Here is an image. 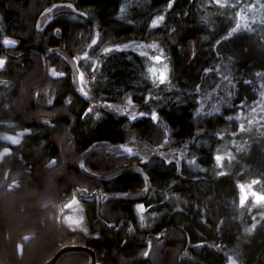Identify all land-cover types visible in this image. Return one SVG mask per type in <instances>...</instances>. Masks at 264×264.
Masks as SVG:
<instances>
[{"label":"trees","instance_id":"obj_1","mask_svg":"<svg viewBox=\"0 0 264 264\" xmlns=\"http://www.w3.org/2000/svg\"><path fill=\"white\" fill-rule=\"evenodd\" d=\"M129 43H155L147 53L166 77L146 54L104 51ZM60 50L87 76L86 95ZM0 59V136L29 131L0 138V264H46L68 246L96 264H264V118L249 120L264 91V0H0ZM124 99L145 115L88 114ZM167 131L172 157L159 152ZM100 143L134 150L80 163ZM223 148L231 159L218 165ZM124 167L139 171L100 179ZM248 185L256 207L240 202ZM72 196L82 229L64 222ZM90 261L76 252L57 264Z\"/></svg>","mask_w":264,"mask_h":264},{"label":"rangeland","instance_id":"obj_2","mask_svg":"<svg viewBox=\"0 0 264 264\" xmlns=\"http://www.w3.org/2000/svg\"><path fill=\"white\" fill-rule=\"evenodd\" d=\"M112 50H117V49H133L139 53H144L147 55V57L150 59L151 64H152V68L151 71L153 72L154 76H156L157 79L162 80L166 77V66L164 63V61H161L160 57L157 55H152L151 53H147L150 50H153L155 53H157L156 49H152L146 45H140V44H135V43H129L123 46H119V47H113L110 48ZM4 60V59H3ZM4 68V65L2 67H0V70H2ZM53 71H55L56 75H53ZM49 74L56 78V77H63L64 73L62 72H58L56 69L51 68L49 70ZM83 74V73H81ZM81 74L78 72V80H77V85L81 88L84 89V91L86 93L87 92V76L83 74L84 77V82L83 84H81ZM211 97V96H210ZM130 99H124L120 102L117 103H104V102H97V101H93L91 103L90 109L88 111V114H90L95 120L99 119L101 116V111H108L109 113L113 114L114 116H122L127 118L129 121H133L136 120L137 118H139L142 115H145L142 112H139L137 110V107L132 103L131 104L128 103ZM111 106V107H109ZM116 109H123L124 112L121 113L120 111H117ZM130 116H135V119H129ZM257 116H261V118H258ZM153 117V115H152ZM156 119L155 121H158V116L156 115ZM246 117V116H245ZM264 118V91L263 94L261 95L260 100L254 105V107L251 109L250 113H249V120L252 121H261ZM29 134V131H19L16 132L15 134H2L0 136L1 140L4 142H7L9 144H18V143H14L13 141L18 140L19 143L21 142V140L24 138L25 135ZM171 143L170 141V136L169 133L167 131L166 133V140L161 144V149L159 150L164 152L167 156L172 157L173 155H175L174 151L169 152V150L167 149L168 145ZM121 146L124 145H120L115 146L113 144L110 143H100V144H96L91 146L88 150L92 152L98 151L101 148H106L110 151H121L122 153H124L123 148ZM124 147H130L132 149V153L134 150V147L132 146H124ZM180 150V149H179ZM221 154H219L216 158V161L218 163V165H221L223 160H230L231 159V155L232 152L230 151V149H221ZM4 154L7 153V150L3 151ZM179 154H178V158H179ZM2 155H0V159H1ZM82 163V161L80 162ZM241 192V198H240V202L241 204H244L248 201H252L253 205H255L254 207H256L258 204H260V202L263 201V198L258 196L253 190L251 186H244L241 187L240 189ZM63 209H68L67 210V215L64 217V222L67 224V226L69 227V229L73 230V229H82V225H83V221H84V209H83V205L80 201H77L75 199V197L72 199V202L67 203L65 205H63L61 207V210ZM78 225V226H77Z\"/></svg>","mask_w":264,"mask_h":264},{"label":"water","instance_id":"obj_3","mask_svg":"<svg viewBox=\"0 0 264 264\" xmlns=\"http://www.w3.org/2000/svg\"><path fill=\"white\" fill-rule=\"evenodd\" d=\"M49 17V14H46L45 16H43L41 18V22L40 24H44L47 20V18ZM60 54L63 55V57L65 58V60L67 61V63L70 65V68H71V74H72V77H73V81L75 84H77V80H78V68H77V65L75 63V61L63 50H60L59 51ZM91 151L89 150H86L80 157H79V160L80 162L83 161L88 155H90ZM139 171V168L138 167H124V168H120L118 170H115V171H112L108 174H106L105 176H103L102 180H107L109 178H112L116 175H119L123 172H127V171ZM83 171V174L89 178H92V179H98L99 177L93 175V174H90L88 172H86L85 170H82ZM142 195V192H137V193H133L132 194V197L133 198H139L140 196ZM74 198V196H72L68 201H66L63 205L67 204V203H70L72 202V199ZM162 237V234H160L159 238L158 239H161ZM148 244L147 241H145L142 245L146 246ZM188 246V245H187ZM76 252H82V253H86L90 256L91 258V261H90V264H96V259H95V255L94 253L87 249V248H84V247H80V246H70V247H64L62 249H60L52 259H50L46 264H57V262L59 261V259L61 258L62 255L66 254V253H76Z\"/></svg>","mask_w":264,"mask_h":264},{"label":"snow or ice","instance_id":"obj_4","mask_svg":"<svg viewBox=\"0 0 264 264\" xmlns=\"http://www.w3.org/2000/svg\"><path fill=\"white\" fill-rule=\"evenodd\" d=\"M67 7L72 8L73 6H72V5H67ZM120 11L123 12V11H124V8L122 7V8L120 9ZM163 19H164L163 16L156 17V18L152 21L151 26H152V27H156V26H158V24H159L160 22H162ZM57 31H59V29H57ZM3 44H4L5 46H14V45L16 44V41L5 39V40L3 41ZM148 47H150V48H152V49H157L158 46H157L155 43H153V44L149 45ZM111 50H112V49H110V48H106L104 51H105V52H108V51H111ZM141 55H144V53H141ZM5 63H6V60L0 59V67H2ZM53 75H56L55 71H53ZM80 80H81V84H83V82H84L83 74H81ZM80 91L86 95V93L84 92V89H83V88H81ZM128 103L131 104V101L129 100ZM109 107H111V106H109ZM116 110H117V111H120L121 113L124 112L123 109H116ZM152 118H153V120H155L157 117H156L155 114H153V117H152ZM129 119H135V116H130ZM13 142H14V143H19L18 140H15V141H13ZM121 147L123 148V151H124L125 153L132 154V149H131L130 147H124V146H121ZM190 163H195V161H191ZM81 167H83V165H81ZM138 209L140 210L141 213H143V212L145 211L144 206H140V205H138ZM140 219H141V225L144 226V225H143L144 217L141 216ZM77 226H78V225H77Z\"/></svg>","mask_w":264,"mask_h":264},{"label":"flooded vegetation","instance_id":"obj_5","mask_svg":"<svg viewBox=\"0 0 264 264\" xmlns=\"http://www.w3.org/2000/svg\"><path fill=\"white\" fill-rule=\"evenodd\" d=\"M120 228H121V227H119V230H120ZM115 229H116V228H112V231H116ZM147 245H148V244H147ZM68 247H70V246H68Z\"/></svg>","mask_w":264,"mask_h":264}]
</instances>
